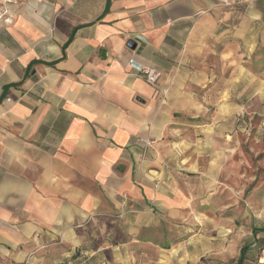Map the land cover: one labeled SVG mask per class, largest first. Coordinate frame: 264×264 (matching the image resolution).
<instances>
[{"label":"crops","instance_id":"crops-1","mask_svg":"<svg viewBox=\"0 0 264 264\" xmlns=\"http://www.w3.org/2000/svg\"><path fill=\"white\" fill-rule=\"evenodd\" d=\"M0 11V264H72L94 251L91 221L116 248L154 250L139 234L191 217L196 154L231 133L203 110L264 48V0H0ZM139 67L158 71L155 85Z\"/></svg>","mask_w":264,"mask_h":264},{"label":"rangeland","instance_id":"rangeland-1","mask_svg":"<svg viewBox=\"0 0 264 264\" xmlns=\"http://www.w3.org/2000/svg\"><path fill=\"white\" fill-rule=\"evenodd\" d=\"M243 65L237 64L235 90H213L218 100L204 106L231 133L206 141L209 152L196 154L199 170L189 180L200 199L191 217L171 221L164 233L141 232L140 238L157 244L154 250L144 243L116 248L121 240L100 234V224L91 221L86 243L94 251L78 252L72 264H237L243 247L241 264H264V249L258 250L264 248V233L258 232L264 229V48Z\"/></svg>","mask_w":264,"mask_h":264},{"label":"built area","instance_id":"built-area-1","mask_svg":"<svg viewBox=\"0 0 264 264\" xmlns=\"http://www.w3.org/2000/svg\"><path fill=\"white\" fill-rule=\"evenodd\" d=\"M137 72V75H139L146 83L150 85H155L159 77L158 71L151 67H139Z\"/></svg>","mask_w":264,"mask_h":264},{"label":"trees","instance_id":"trees-1","mask_svg":"<svg viewBox=\"0 0 264 264\" xmlns=\"http://www.w3.org/2000/svg\"><path fill=\"white\" fill-rule=\"evenodd\" d=\"M256 230H257V229H256ZM256 230L253 231L254 236H255L256 233H257ZM258 232H263V233H264V229H261V230H259ZM255 240L257 241V239H255ZM246 249H247L246 247H243V248L241 249L240 257H239V260H238L237 264H241V263H242V261H243V259H244V255H245V251H246ZM262 249H264V248L259 247L258 250H262Z\"/></svg>","mask_w":264,"mask_h":264},{"label":"water","instance_id":"water-1","mask_svg":"<svg viewBox=\"0 0 264 264\" xmlns=\"http://www.w3.org/2000/svg\"><path fill=\"white\" fill-rule=\"evenodd\" d=\"M131 45L133 46V44H132V43H129V44H128V46H131Z\"/></svg>","mask_w":264,"mask_h":264}]
</instances>
